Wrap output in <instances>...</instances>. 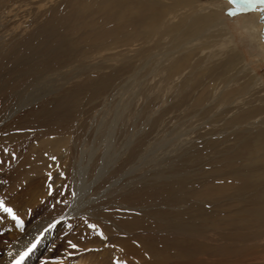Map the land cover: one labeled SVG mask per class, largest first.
Here are the masks:
<instances>
[{
  "label": "rangeland",
  "instance_id": "obj_1",
  "mask_svg": "<svg viewBox=\"0 0 264 264\" xmlns=\"http://www.w3.org/2000/svg\"><path fill=\"white\" fill-rule=\"evenodd\" d=\"M120 1L0 0V201L29 227L54 222L67 258L53 262L118 264L126 237L147 254L120 262L264 264V2ZM211 2L228 31L208 30ZM111 127L121 155L97 177ZM83 158L85 205L68 216Z\"/></svg>",
  "mask_w": 264,
  "mask_h": 264
},
{
  "label": "bare ground",
  "instance_id": "obj_2",
  "mask_svg": "<svg viewBox=\"0 0 264 264\" xmlns=\"http://www.w3.org/2000/svg\"><path fill=\"white\" fill-rule=\"evenodd\" d=\"M174 1H177V3L180 2L179 0H174ZM123 2H124V0H123ZM119 3H122V2L120 1ZM190 3H192V2H190ZM186 4H187V2H186ZM184 7H186V6H184ZM177 8H179V7H177ZM222 8H223L222 4L215 3V2H211L210 5H208L205 8L208 17H205V16L204 17L209 18L208 21L210 20V26L208 27V30H210V27H212V26L214 27L217 24V22H222L223 27H225L227 29V31L229 30L227 23L223 22L220 18V16H221L220 10H222ZM192 11H194V10H192ZM167 12H168V14H170L169 13L170 9L167 8ZM167 12H166V14H167ZM184 16H185V14H184ZM165 17L166 16H164V18ZM188 17H190V16L188 15ZM164 18L161 20V22L164 21ZM186 19H188V18L186 17ZM161 25L165 26V21H164V25L163 24H161ZM255 29H257V28H255ZM257 34H258V32H257ZM232 38H230L231 42H233V40H234ZM193 40H194V38H193ZM50 83H52L51 79L41 80V81L35 82L34 84L30 83L31 84L30 87L26 90V92L21 94L19 96V98H17V101L14 102L15 104H13L10 107V109L8 108L9 109L8 112L13 113L16 110L22 109L23 107L30 105L31 103L35 102L41 96L46 95L49 92V90H51L50 89ZM117 113H118V117H119L120 112H117ZM118 117H116L114 120V124H113L114 128H115V125L117 124ZM113 127H111L109 131H107V134H106L105 139H104V142H106L108 148H107V152L104 153L100 168H99L98 173H97V177H102L105 174V172L112 167V165L117 163V161L119 160V157L121 155V150L120 149L116 150L114 147L115 144H113V141H114L113 136L115 134ZM124 143H125V145L122 148H126L127 146H129L131 144V140L124 142ZM161 143L162 142H159L157 144L158 145L160 144V146L163 147V145H161ZM153 145H155V144H153ZM160 146H158V147H160ZM158 147H156V148H158ZM156 148H155V146H154V148L152 146V148H150V149H148V151L144 152V154L141 158V161H143V159H144V162H145L147 160V158L153 156L156 153V151H155ZM83 162H84V158L81 160L80 164L78 163L79 166L76 170L77 182L75 185V196H74V199L72 201V205L69 208L68 216H73L74 214H76L78 212V210L80 208H82L85 205L84 197L88 191L87 188L89 185V183H88V177H89L88 175L89 174L87 173L88 170L85 168ZM131 171H132V169L130 170V172ZM0 189H1V186H0ZM218 189H219V187H218ZM220 189H222V188H220ZM2 210H3V208H0V264H11V263L15 262L17 259H19L20 255L22 253H24L25 251H28V249L31 248L33 244H36V247L32 249V251L29 253V255L27 257H25V259L23 261L24 264H31L33 262V260L34 261L38 260L39 262L42 260H47L46 264H92L90 262L84 261L83 258H74L72 260V262H69V263L68 262H60V261L53 262L54 259L67 258V255L65 253L63 254L62 251L60 250V248H59L60 246L55 248L54 246L52 247V245H51L54 240L52 239V237L50 238L51 231L48 230V226L54 225V222L45 221V222L39 223L38 225L33 224L34 226L29 227V225L24 221V219H19L18 215L15 214L16 218H14L13 214H10L8 212L2 213L3 212ZM134 223H135V221H134ZM182 229H184V228H182ZM182 229L181 228L177 229V232H180V233L183 232ZM89 236H92V235H89ZM132 236H134V235H132ZM130 239H132V238H130ZM159 239H161V238H159ZM37 241H39V243H37ZM50 241H51V243H50ZM142 241H145V240H142ZM135 242L126 241V237H125V239L122 238L121 242H118V244L116 245L117 246L116 249H114L117 251L115 253L117 254L116 259L119 260L118 264H131L128 262V260H125V261L123 260V262H120L121 259H125L126 257H128L129 253L131 254V252L132 253L133 252H139V253L145 252V254H147V251L144 248L145 246L141 244L142 246L137 247L140 244L138 243L139 245H137ZM113 248H111V249H113ZM110 252H112V250ZM126 255H128V256H126ZM135 256L136 255H134V257ZM149 258H150V256L142 257L143 261H146ZM95 264H103V263H100V260H99V262L95 263ZM143 264H148V263H143Z\"/></svg>",
  "mask_w": 264,
  "mask_h": 264
},
{
  "label": "snow or ice",
  "instance_id": "obj_3",
  "mask_svg": "<svg viewBox=\"0 0 264 264\" xmlns=\"http://www.w3.org/2000/svg\"><path fill=\"white\" fill-rule=\"evenodd\" d=\"M259 2H264V0H259ZM0 208H3V210L5 212H8L10 214H13L14 218H16L15 217V214L12 211V209L11 208H8V207H5L2 201H0ZM93 227H95V226H93ZM37 243H39V241H37ZM71 246L74 247V248L76 247V245H71ZM35 247H36V244H33L32 247L28 249V251H25L24 253H22L20 255L19 259H17L15 261V264H23V261H24L25 257H27L29 255V253L32 251V249L35 248Z\"/></svg>",
  "mask_w": 264,
  "mask_h": 264
}]
</instances>
